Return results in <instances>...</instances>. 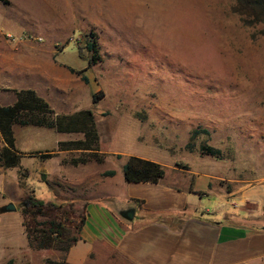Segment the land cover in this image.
I'll return each mask as SVG.
<instances>
[{
  "label": "rangeland",
  "instance_id": "1",
  "mask_svg": "<svg viewBox=\"0 0 264 264\" xmlns=\"http://www.w3.org/2000/svg\"><path fill=\"white\" fill-rule=\"evenodd\" d=\"M43 1L22 0V6L36 7L38 13H46L48 5L58 7L46 13L45 41L59 44L54 49L57 61L88 77L85 83L73 74L65 83L73 93L67 100L56 90L60 87L51 86L48 104L55 116L91 112L98 135L96 157L102 161L81 149L62 154L26 150L19 162L26 170H21L23 175L0 166V264H68V250L61 247L66 242L51 240L40 247L41 226L28 233L23 199L32 194L64 204L62 209L71 210L75 220L80 214L86 218L88 200L102 193L93 194L96 187L124 183L121 164L130 155L159 160L167 175L181 173L184 178L189 171L207 172L213 195L264 176V38L259 25L249 27L235 13V0H95L94 5ZM81 10H93L98 22L85 24ZM90 33L96 35L99 59L88 64L91 52L85 43ZM194 130L198 133L191 137ZM13 131L18 144L26 145L27 127L14 125ZM50 131L57 137L58 131ZM60 135L64 141L83 139V132ZM201 144L219 149L221 156L201 153ZM44 154L53 158L40 156ZM31 156L38 160L27 158ZM72 158L87 161L72 164ZM43 164L52 171L49 184L40 182L37 173ZM111 170L114 176L106 174ZM210 199L202 202L213 204ZM9 202L15 210H1ZM111 207L121 217L118 206ZM75 223L71 235L81 240L85 221L79 232ZM104 245L97 244L85 264H129Z\"/></svg>",
  "mask_w": 264,
  "mask_h": 264
},
{
  "label": "crops",
  "instance_id": "2",
  "mask_svg": "<svg viewBox=\"0 0 264 264\" xmlns=\"http://www.w3.org/2000/svg\"><path fill=\"white\" fill-rule=\"evenodd\" d=\"M94 1L71 0V4L94 5ZM22 5V0H0V105L13 104L15 92L22 89L34 90L48 103L51 86L60 87L56 90L64 92L67 96L63 100H67L73 93L65 83L76 74L71 71L74 67L56 60L59 53L54 49L59 44L49 45L45 41L50 20L46 13L57 11L58 7L48 5L46 13L42 9L38 13L36 7L32 11ZM81 18L86 20L85 24L94 25L99 15L93 10H81ZM81 23L82 30L85 24ZM3 78L6 84L2 83ZM14 125L19 124H13L12 130ZM20 126L27 127L29 140L20 146L15 138L19 151L65 152L53 151L65 140L60 135L64 132L52 137V128ZM25 158L21 157L20 162ZM27 158L38 160L36 156ZM145 159L159 163L157 159ZM59 164L62 173L63 164ZM41 172L47 178L52 173L47 164L38 169L37 173ZM181 175L164 172L156 183L124 181L115 186L108 184L106 189L95 185L93 194L100 190L102 193L88 200L82 239L70 246L66 262L85 264L101 243L129 264H264V176L213 195L211 174L189 171L184 178ZM208 196L213 199L207 202L213 204L202 202ZM110 204L118 209L133 207L134 218L116 216Z\"/></svg>",
  "mask_w": 264,
  "mask_h": 264
},
{
  "label": "trees",
  "instance_id": "3",
  "mask_svg": "<svg viewBox=\"0 0 264 264\" xmlns=\"http://www.w3.org/2000/svg\"><path fill=\"white\" fill-rule=\"evenodd\" d=\"M233 10L237 13L245 25L251 27L260 26L259 33L264 38V0H235ZM85 48L91 52L88 64L96 63L99 59L98 45L95 33H90L87 36ZM72 72L81 75L82 80L87 83L88 78L82 75L83 70L71 69ZM16 101L11 105H0V135L4 142L0 148V166L4 168L18 167L19 174L22 172V167L19 165L22 152L15 146V138L13 135V124L19 125H34L52 128L58 132H83V139L61 141L59 142V150L81 149L87 151L88 157H93L97 162L102 161L98 155V135L96 133L93 115L89 110L81 111L79 114L72 115H56L51 106L32 89H22L15 92ZM198 131L194 130L191 137H194ZM188 148H192L187 144ZM200 151L203 154H208L214 157H220L219 149L207 144L200 145ZM84 155V156H86ZM40 156H49L44 154ZM86 158L70 159V163L77 164L85 162ZM26 171V170H25ZM24 171V172H25ZM164 167L149 159L130 155L122 164L123 178L126 182H158L164 175ZM107 175H114L115 171H107ZM23 175V172L21 173ZM40 182L49 184L46 174L41 172ZM73 202V201H71ZM64 204L54 201H45L28 194L21 204V208L28 222V233L39 229L42 232L43 243L38 246L44 247L49 245L51 240L56 243H65L61 246L67 251L71 245L76 243L78 236L71 235L70 226L74 221L73 226L79 232L85 221L83 215H78V220H75L71 210L62 209ZM37 216L44 217L42 221H36ZM31 229V230H30Z\"/></svg>",
  "mask_w": 264,
  "mask_h": 264
},
{
  "label": "water",
  "instance_id": "4",
  "mask_svg": "<svg viewBox=\"0 0 264 264\" xmlns=\"http://www.w3.org/2000/svg\"><path fill=\"white\" fill-rule=\"evenodd\" d=\"M15 205L12 202L7 203L5 206L1 208L3 211H11L15 210ZM118 213L121 217L127 220H132L134 218L135 209L131 206L126 208H120L118 209Z\"/></svg>",
  "mask_w": 264,
  "mask_h": 264
},
{
  "label": "built area",
  "instance_id": "5",
  "mask_svg": "<svg viewBox=\"0 0 264 264\" xmlns=\"http://www.w3.org/2000/svg\"><path fill=\"white\" fill-rule=\"evenodd\" d=\"M10 38H13L11 35H8Z\"/></svg>",
  "mask_w": 264,
  "mask_h": 264
}]
</instances>
